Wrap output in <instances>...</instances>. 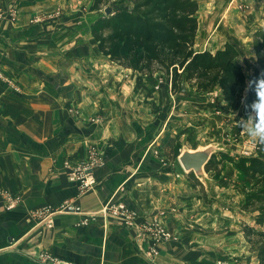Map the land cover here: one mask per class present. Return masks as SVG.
<instances>
[{"label": "crops", "instance_id": "1", "mask_svg": "<svg viewBox=\"0 0 264 264\" xmlns=\"http://www.w3.org/2000/svg\"><path fill=\"white\" fill-rule=\"evenodd\" d=\"M243 1L253 5L255 22L264 24L262 0ZM91 4L0 0V264H36L42 253L78 264H214L234 255L232 246L181 223V210L198 191L186 173L154 158L135 121L128 119L125 127L115 106L97 107V120L89 116L90 106L67 111L76 90L72 66L57 68L52 61L89 41ZM199 32L200 25L197 37ZM92 149L97 184L81 193L65 162L85 164ZM4 194L16 201L8 203ZM112 202L129 208L136 224L169 225L175 238L156 243V256H145L140 250L151 240H138L135 226L103 214Z\"/></svg>", "mask_w": 264, "mask_h": 264}, {"label": "rangeland", "instance_id": "2", "mask_svg": "<svg viewBox=\"0 0 264 264\" xmlns=\"http://www.w3.org/2000/svg\"><path fill=\"white\" fill-rule=\"evenodd\" d=\"M91 1L88 27L86 26L89 41L84 40L85 45L75 50L71 56L60 53L56 62L52 61L57 68L72 66L71 75L76 90L74 102L67 107V111L71 114V110L82 105L90 106L92 109L88 111L91 112L89 116L94 114L97 120L102 111H98L97 107H103V110L106 107H117V116L125 120L122 121L125 127H129L128 119L136 122L137 129L143 132V142L150 147L154 158H159L161 163L167 164L171 169L176 167L182 174L184 172L177 161L182 146L194 149L214 142L225 145L226 156L216 153L211 169L207 171L214 180L210 193L205 192L203 185L191 181L185 175L186 180L193 183L198 192L195 199L191 196L195 205L190 204L181 210L184 217L181 223L203 229L202 233H206L208 240L227 243L233 247L234 255L219 258L214 264L224 261L227 264H251L250 259L257 258L250 249L243 230L244 226L255 225L254 214L242 210L250 189L243 182L233 162L240 157H264V149L253 146L237 124L239 116L244 115L241 104L244 87L256 66L254 35L259 31L264 32V24L255 22L258 19L254 17L253 5L243 0H222L219 4L216 0H198L200 32L195 49L214 51L230 41L240 50L238 59L246 74V81L240 87L238 97L227 101L218 89L201 92L186 83L178 93L173 94L169 78L162 73L141 75L109 61L99 52L97 42L91 34V26L98 17L105 15V7L116 10L130 4L127 0H106L103 7L93 8V0ZM260 5H264V0ZM262 10L263 8L261 12ZM48 42L54 43L50 40ZM0 75L4 76V73L0 71ZM7 81H11V89L14 90L13 80L7 77ZM234 112H239V116L235 118ZM80 116H84L83 113ZM117 120L120 122L119 117ZM149 153L151 152L148 150ZM84 160L90 161L91 158L86 156ZM166 226L174 239L173 229Z\"/></svg>", "mask_w": 264, "mask_h": 264}, {"label": "trees", "instance_id": "3", "mask_svg": "<svg viewBox=\"0 0 264 264\" xmlns=\"http://www.w3.org/2000/svg\"><path fill=\"white\" fill-rule=\"evenodd\" d=\"M127 1L129 6L98 17L91 26L103 56L141 75L162 73L169 78L173 94L186 83L201 92L218 89L227 101L238 97L246 81L239 48L228 41L214 51L195 49L198 0ZM105 2L93 0V8L103 7ZM254 37L256 66L248 80L264 72V32H256ZM252 98L250 95L249 100ZM225 153L219 154L224 157ZM215 155L205 165L206 172ZM233 163L250 189L242 210L254 214L255 225L244 226V236L258 264H264V157H240ZM187 177L202 185L193 173Z\"/></svg>", "mask_w": 264, "mask_h": 264}, {"label": "built area", "instance_id": "4", "mask_svg": "<svg viewBox=\"0 0 264 264\" xmlns=\"http://www.w3.org/2000/svg\"><path fill=\"white\" fill-rule=\"evenodd\" d=\"M96 152L97 151L95 149H92L91 154L89 155L91 160L82 165L73 164L69 160L65 162V167L68 170V178L77 182L81 193H86L95 189L96 187L97 181L92 174L93 166L98 164V159L96 160V158H98ZM4 196L8 203L16 201L15 197L8 196V194H4ZM103 214L118 218L127 225L135 226V233L138 240L148 237L152 242L151 246L146 250H140L141 253L147 257L152 258L158 254L157 247L155 246L156 243L167 242L172 239V234L168 227L158 221L136 224L134 221L133 212L123 203L112 202L106 206V208L103 210ZM49 215L46 216V220L48 219ZM87 220L88 219L85 218L84 222ZM34 262L36 264H78L75 262L60 260L47 253H42L38 258L34 259ZM221 264L227 263L224 261L221 262Z\"/></svg>", "mask_w": 264, "mask_h": 264}, {"label": "clouds", "instance_id": "5", "mask_svg": "<svg viewBox=\"0 0 264 264\" xmlns=\"http://www.w3.org/2000/svg\"><path fill=\"white\" fill-rule=\"evenodd\" d=\"M241 104L244 115L233 113L235 118L239 116L238 127L253 146L264 149V72L246 81Z\"/></svg>", "mask_w": 264, "mask_h": 264}, {"label": "water", "instance_id": "6", "mask_svg": "<svg viewBox=\"0 0 264 264\" xmlns=\"http://www.w3.org/2000/svg\"><path fill=\"white\" fill-rule=\"evenodd\" d=\"M112 12L111 7L104 8L105 15H110ZM225 152H227V147L219 142L198 146L194 149L182 146L177 161L184 173H193L195 178L203 185L205 192L210 193L214 180L209 177L205 165L212 155Z\"/></svg>", "mask_w": 264, "mask_h": 264}]
</instances>
